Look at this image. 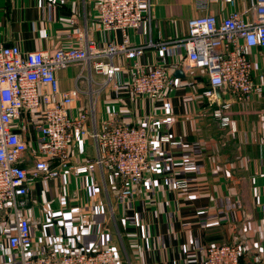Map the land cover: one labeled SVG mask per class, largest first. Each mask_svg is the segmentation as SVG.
Listing matches in <instances>:
<instances>
[{
  "label": "crops",
  "instance_id": "0c3cea01",
  "mask_svg": "<svg viewBox=\"0 0 264 264\" xmlns=\"http://www.w3.org/2000/svg\"><path fill=\"white\" fill-rule=\"evenodd\" d=\"M197 1L156 0L153 21L130 30L132 41L182 38L189 19L201 13ZM253 2L208 0L204 13L221 18ZM95 3L0 0V44L17 45L29 52L70 44L81 46L87 39L101 45L121 41L119 31H98ZM72 18L77 19L76 24ZM251 57L257 78L264 73V49H252ZM159 58L157 49H149L142 61L151 66ZM166 58L174 83L161 98L117 95L111 81L94 100L88 94L81 95L73 110L79 112L92 105L98 127L113 112L119 113L123 121L151 126L152 169L143 184L136 187V195L126 201L121 198L120 184L111 171L95 162L94 141L77 135L72 145V164L89 170L65 171L30 185L25 213L32 224L35 251L43 246L59 251L113 246L120 264H203L207 247L238 242L245 248L243 264H264V93L239 102L220 90L222 104H232L227 111L234 122L222 126L214 116L221 100L204 95L210 85L203 71L183 68V45L172 46ZM122 69L119 81L127 79ZM178 69H184V77L176 75ZM80 71L79 66L60 70L61 88L74 87ZM95 79L102 84L106 77L95 75ZM78 84L85 90L96 89L85 77ZM18 122L19 132L30 144L22 165L31 168L37 131L28 114ZM161 135L182 143H163ZM182 160L196 166L174 165ZM176 180H186L187 186L176 187ZM9 223H0V264H15L7 244Z\"/></svg>",
  "mask_w": 264,
  "mask_h": 264
},
{
  "label": "built area",
  "instance_id": "2783aa9c",
  "mask_svg": "<svg viewBox=\"0 0 264 264\" xmlns=\"http://www.w3.org/2000/svg\"><path fill=\"white\" fill-rule=\"evenodd\" d=\"M155 1L96 0L98 31H119L121 41L101 45L87 39L81 46L70 44L29 52H23L17 45L0 44V223L10 222L7 244L14 253L15 264H120L113 246L92 251H59L43 246L35 251L32 224L25 213L32 182L48 180L65 171L89 170L72 164V145L77 135L94 141L96 164L111 171L125 201L136 195V187L151 172V126L123 121L119 113L113 112L98 127L92 105L73 111L81 95L88 94L94 100L100 89L114 81L117 95L161 98L174 83L166 55L176 44L185 49L183 68H198L208 76L210 87L204 92L207 98L216 99V89L226 90L239 102L264 93V73L254 77L251 57L252 49H264V0H254L251 6L221 18L204 13L208 0H198L201 13L189 19L185 36L134 43L129 31L153 21ZM71 21L77 23L76 18ZM149 49L160 53L159 60L151 66L142 61ZM75 66L81 67L78 81L85 77L96 89L85 90L78 81L70 89L61 88L58 72ZM122 68L127 75L125 81L118 80ZM95 75L106 79L98 84ZM231 105L224 103L214 110L222 126L234 123L227 111ZM23 114L30 115L37 131L31 168L22 165L30 151L28 140L19 132L18 120ZM159 140L175 146L182 143L167 135H161ZM174 165L196 166L184 160ZM175 186L184 189L187 182L176 180ZM244 256L245 248L238 242L211 245L205 250L203 264H243Z\"/></svg>",
  "mask_w": 264,
  "mask_h": 264
},
{
  "label": "water",
  "instance_id": "95a60500",
  "mask_svg": "<svg viewBox=\"0 0 264 264\" xmlns=\"http://www.w3.org/2000/svg\"><path fill=\"white\" fill-rule=\"evenodd\" d=\"M176 75L177 76H183L184 77V71L182 69H178L176 71ZM216 92H217L218 99L221 100V104H222V98H221V94H220V89H216Z\"/></svg>",
  "mask_w": 264,
  "mask_h": 264
},
{
  "label": "rangeland",
  "instance_id": "374dc122",
  "mask_svg": "<svg viewBox=\"0 0 264 264\" xmlns=\"http://www.w3.org/2000/svg\"><path fill=\"white\" fill-rule=\"evenodd\" d=\"M81 69V67H79Z\"/></svg>",
  "mask_w": 264,
  "mask_h": 264
}]
</instances>
